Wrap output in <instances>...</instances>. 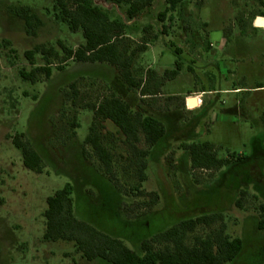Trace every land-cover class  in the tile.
Listing matches in <instances>:
<instances>
[{
	"label": "rangeland",
	"instance_id": "1",
	"mask_svg": "<svg viewBox=\"0 0 264 264\" xmlns=\"http://www.w3.org/2000/svg\"><path fill=\"white\" fill-rule=\"evenodd\" d=\"M91 1L127 23L128 51L142 47L131 65L137 85L111 64L65 58L62 47L74 50L84 38L54 0H0V264H109L85 260L72 242L43 239L46 198L65 183L73 186L76 217L121 235L138 253L150 232L210 215L217 219L197 225L188 243L223 226L242 240L241 253L226 264H264V178L245 183L240 167L264 152V0H180L163 19L166 0H153L130 20L125 4ZM23 8L37 17L30 26ZM175 48L182 67L169 79ZM45 65L48 78L37 73L32 83L20 75ZM111 95L165 127L156 146L142 135L136 144L149 151L141 183L122 132L110 120L94 121L90 105ZM91 125L113 155L114 180L83 143ZM20 133L41 156V173L24 166L11 140ZM203 141L229 163L191 169L182 144ZM259 170L264 176V165Z\"/></svg>",
	"mask_w": 264,
	"mask_h": 264
},
{
	"label": "trees",
	"instance_id": "2",
	"mask_svg": "<svg viewBox=\"0 0 264 264\" xmlns=\"http://www.w3.org/2000/svg\"><path fill=\"white\" fill-rule=\"evenodd\" d=\"M113 4H125L127 18L133 19L148 8L153 0H105ZM63 19L68 23L70 30H82L84 43L76 49L62 47L65 58L78 62H104L115 66L121 78L128 84L137 85L133 78L131 65L134 56L142 47L128 51L123 44L122 37L127 29V23L118 16L111 17L109 12L92 3L91 0H54ZM180 0H166V7L159 13L163 19L167 13L175 10ZM21 18L27 26L37 17L27 8L21 9ZM171 15H169L170 17ZM165 27V26H163ZM38 48H36L37 50ZM32 51L25 55L32 58ZM175 68L165 72L169 79L174 78L181 70L182 62L180 49L175 48ZM61 70L62 67L58 66ZM44 74L50 77V66L34 67L30 72L20 71L23 79L36 82V75ZM95 120H110L124 135L135 155L139 182L146 179L144 173L147 164L144 159L149 151L139 149L136 144L140 135L148 146H156L165 135V127L158 119L152 116H143L132 112L129 105L121 98L111 95L103 97L97 104L90 105ZM13 145L22 155V161L27 169L37 173L42 172V159L23 133L15 134ZM84 144L90 145L92 153L100 162L104 173L112 180L116 179L113 172V155L102 144L101 137L90 126ZM182 148L189 153L191 169H218L228 164L227 160L218 157L213 143L209 141L191 142L182 144ZM249 160L240 165L246 169L245 183L254 181L263 184L264 176L259 168L264 165V152L257 149ZM263 156V157H262ZM236 169V168H235ZM253 175V176H252ZM119 189V188H118ZM73 186L65 183L46 198L45 230L43 239L46 241H68L74 244L77 252L85 260L101 259L109 264H226L233 263L242 250V240L239 237H230L224 234L223 226L211 231L205 237H195L192 244L187 242V236L199 224L210 225L217 218L210 215H201L196 218H184L163 230L150 232L149 236L140 240L141 253L126 245L121 235L100 229L94 224L78 218L74 214ZM246 192L240 191L241 195ZM240 200H237L239 205ZM221 219V218H220ZM262 228L263 222H260ZM124 226H132L125 224ZM137 226V225H136Z\"/></svg>",
	"mask_w": 264,
	"mask_h": 264
},
{
	"label": "built area",
	"instance_id": "3",
	"mask_svg": "<svg viewBox=\"0 0 264 264\" xmlns=\"http://www.w3.org/2000/svg\"><path fill=\"white\" fill-rule=\"evenodd\" d=\"M200 101H201V100H200L199 98H197V103H200Z\"/></svg>",
	"mask_w": 264,
	"mask_h": 264
},
{
	"label": "crops",
	"instance_id": "4",
	"mask_svg": "<svg viewBox=\"0 0 264 264\" xmlns=\"http://www.w3.org/2000/svg\"><path fill=\"white\" fill-rule=\"evenodd\" d=\"M197 105H199V103H197Z\"/></svg>",
	"mask_w": 264,
	"mask_h": 264
}]
</instances>
